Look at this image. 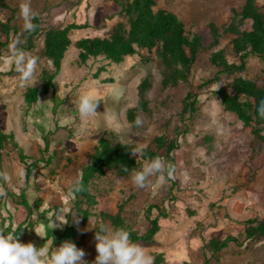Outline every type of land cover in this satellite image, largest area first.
I'll use <instances>...</instances> for the list:
<instances>
[{
    "label": "rangeland",
    "instance_id": "rangeland-1",
    "mask_svg": "<svg viewBox=\"0 0 264 264\" xmlns=\"http://www.w3.org/2000/svg\"><path fill=\"white\" fill-rule=\"evenodd\" d=\"M5 2L11 6L20 7L21 4V0ZM243 3L244 0H157L154 10L174 13L189 32H195L209 22L217 26L224 24L230 11L239 10ZM30 4L33 12L42 16L44 29L70 23L90 26L70 35L72 46L65 53L62 70L54 81L59 101H55L56 106L52 93L41 96L34 106H27L24 102L27 88H42L41 71H53L42 55V38L37 41L36 49L28 53L37 60V68L33 80L27 84L16 72L9 48L14 41L21 42L20 36L12 37L11 43L0 51V130L14 137L3 151L1 170L8 175L5 184L17 195L25 191L29 202L39 198L40 213L45 212V218L50 220L49 226H53L52 221L59 222L51 218L52 212L46 214L47 211L52 207L69 209V186L79 178V168L99 138L106 134L117 142L142 149L156 136L174 138L180 101L190 86L181 84L171 90L163 88L154 51L140 50L119 64L102 57L80 63L73 46L77 40L102 38L116 23H126V19L119 15L120 7L115 0H30ZM255 4L264 11V0H256ZM7 17L8 13L0 9V23H4ZM15 24L22 29L19 13ZM3 40L0 33V41ZM229 40L223 38L214 50L224 49L227 58L233 61ZM208 60L209 52H205L192 66V88L215 76ZM99 68L105 72L94 79ZM263 72L264 64L251 59L244 72L233 76L220 75V81L206 88L201 96L199 112L190 129L179 137L180 148L174 154L176 167L172 175L177 185L172 190L169 217L159 220L160 231L153 245L137 244L151 257L152 254H163L162 264H202L200 247L203 244L212 238L237 237L243 229L242 222L264 218V148L259 155L252 154L251 128L244 127L236 116L225 112L219 100L210 93L233 77L256 79ZM144 79L149 82L145 95L147 111L138 109L135 125H131L127 111L136 107L138 86ZM103 80L112 82L103 83ZM84 93L98 101L97 113L86 118L77 110V101ZM49 132H52L49 154L56 152L63 159L46 164L42 160L48 155L40 153L41 136ZM18 150L31 157L30 163L34 164L28 174L19 164ZM169 188L170 184L159 175L150 177L148 184L139 188L131 179L118 181L109 174L92 181L91 191L97 200L92 212L115 214L122 205L127 224L142 234L147 229L144 209L149 204L160 205L168 196ZM4 194L0 185L1 204L4 203ZM130 195L134 198L127 203ZM5 210L12 213L15 222L24 220L23 211L10 202H6V209H0V218L6 216ZM32 218L37 220L38 217L34 214ZM94 222L91 218L90 226ZM73 223L81 230L79 221L73 219ZM45 227L38 224L26 234L24 242L37 246V238L45 236ZM95 244V239L89 237L80 248L89 264H94L97 256ZM209 264H264V240L246 241L240 249L231 246L219 255L217 261L211 258Z\"/></svg>",
    "mask_w": 264,
    "mask_h": 264
},
{
    "label": "trees",
    "instance_id": "trees-1",
    "mask_svg": "<svg viewBox=\"0 0 264 264\" xmlns=\"http://www.w3.org/2000/svg\"><path fill=\"white\" fill-rule=\"evenodd\" d=\"M157 0H115L120 7L119 15L126 19V23L118 22L113 25L107 34L100 37L82 38L77 40L73 46L78 52V60L81 64H86L90 59L102 57L104 60L119 64L126 57H131L140 50L148 53L154 51L162 73V87L171 90L181 84L189 85L188 92L180 101V113L177 116L175 127V137L168 138L165 135L154 137L140 155L133 154L136 146L129 143H121L109 138L104 134L97 141L92 152L87 154L84 165L80 166V176L76 181L80 183V191L70 190L67 196L70 199V207L65 217L68 220L60 229L49 227V219L45 218V212L40 213L41 200L39 198L29 202L25 196V191L19 195L6 187L5 180L0 179V185L4 190L2 197L4 203H0V209H6V202L20 208L24 213V220L17 223L9 210H5V217L0 218V231L8 232L18 227L17 236L21 243L29 231L44 224L47 226L46 236L36 247L45 250V256H50L54 248L59 247L64 240H69L81 248L87 238H94L95 229L98 228L102 220L110 227H123L130 232L131 240L135 244L151 246L155 243V238L160 231L159 220L169 217V202L172 201V190L176 187L172 175L176 167L175 152L180 148L179 137L185 134L199 112L200 98L206 88L220 81V75L233 76L242 73L247 69V64L251 59H258L264 64V11H261L255 4L256 0H244L239 10L232 9L226 22L220 26L209 22L195 32H189L184 23L174 13L158 9L154 10ZM0 9L8 13L7 20L0 23V33L4 38L0 41V51L4 50L10 43L11 38L20 36L21 42L18 47H22L27 53L36 49L37 41L42 38V55L52 66L53 71L42 70L40 74V85L29 87L24 93V102L27 106H34L38 99L46 94L52 93L55 101V78L62 70V61L65 53L72 46L70 35L74 31L89 29L87 23H70L64 27H42V16L35 14L33 23L37 25L32 33L23 32L16 24L15 20L20 11V7L11 6L1 0ZM229 38L230 61L224 49L217 48L223 38ZM209 52V64L215 70V76L204 83L191 87V68L198 60L200 54ZM14 65V62H13ZM105 69L99 68L94 73L93 78L98 79L100 73ZM112 81L103 80V83ZM149 86L147 79H144L138 86V100L135 108L127 111V118L131 125H135L138 109L146 112V91ZM221 103L223 110L236 116L237 120L244 126L251 128L253 141L250 144L251 152L254 156L259 155L264 148V119L257 113L259 102L264 99V72L256 79H246L244 77H233L219 88L211 90ZM59 102V101H58ZM52 132L41 136L42 155H48L43 163L51 164L53 160L60 162L63 157L56 152L49 154V138ZM14 140L12 134H5L0 130V172L3 159V151L8 141ZM15 147L17 145L13 143ZM19 164L23 166L26 174L29 173L31 157L18 150ZM155 156H160L166 164L172 166L171 175L164 173V180L170 184L168 196L166 195L160 205L149 204L143 211V218L146 221L147 229L139 234L132 230L124 217V207H118L115 214L107 211L98 213L92 212L97 205L95 195L91 191L92 181L104 178L109 174L118 181L131 179L130 174L139 170L145 160H150ZM67 161L71 162L69 159ZM148 184V182H147ZM146 184V185H147ZM145 185V186H146ZM144 186V187H145ZM142 188V187H139ZM130 195L127 203L133 199ZM168 202V204H166ZM59 208L52 207L51 218H55ZM37 215V220H33V215ZM73 217H77L81 230L73 223ZM95 220L93 226L89 221ZM44 221V222H43ZM67 222V221H65ZM243 229L237 237L227 236L223 239L212 238L200 247L202 264H209L210 259L215 261L219 255L231 246L242 248V244L250 240H264V218L248 219L242 222ZM164 255L152 254L153 264H162ZM182 264H188L183 262Z\"/></svg>",
    "mask_w": 264,
    "mask_h": 264
},
{
    "label": "clouds",
    "instance_id": "clouds-1",
    "mask_svg": "<svg viewBox=\"0 0 264 264\" xmlns=\"http://www.w3.org/2000/svg\"><path fill=\"white\" fill-rule=\"evenodd\" d=\"M35 17L30 4V0H21L19 18L23 21L22 31L32 33L37 25L32 21ZM19 40L9 45L10 54L13 58L16 72L21 80L27 84L35 76L37 60L31 57L22 47H18ZM97 102L87 93L81 94L77 101V110L81 117L95 115ZM258 115L264 119V99L257 106ZM133 154L140 155L142 147L132 150ZM171 175L172 166L160 157L155 156L150 160H145L139 170H133L130 174L132 183L137 187H144L149 178L159 175L164 178V173ZM0 179L8 180L6 173L0 172ZM72 192L80 191L79 181L71 184ZM53 228H59L68 223L63 212L55 215ZM73 219L78 223L77 217ZM67 221V222H65ZM19 226L8 232L0 231V264H89L84 259L85 252L71 241H63L59 247L54 248L50 256H45V250L36 247L31 242L21 243L17 236ZM94 239L97 256L94 264H153V258L140 246L133 243L130 232L123 227H110L106 222L100 221L98 228L95 229Z\"/></svg>",
    "mask_w": 264,
    "mask_h": 264
},
{
    "label": "crops",
    "instance_id": "crops-1",
    "mask_svg": "<svg viewBox=\"0 0 264 264\" xmlns=\"http://www.w3.org/2000/svg\"><path fill=\"white\" fill-rule=\"evenodd\" d=\"M19 7V6H18ZM19 13V12H18ZM39 15V14H38ZM17 16H18V14H17ZM60 211H62L63 212V214H64V216H65V214H66V212H67V210L65 209V208H60L59 209V211L58 212H60ZM55 221V220H54ZM38 226H36V228H37ZM49 227H52V226H49ZM46 229H45V236H46V233H47V227H45ZM40 229V228H39ZM45 236H43L42 238H37L38 239V243L45 237ZM157 237V236H156ZM156 239V238H155ZM64 241H69V240H64ZM63 242V241H62ZM61 244V243H60ZM182 264V263H181Z\"/></svg>",
    "mask_w": 264,
    "mask_h": 264
}]
</instances>
